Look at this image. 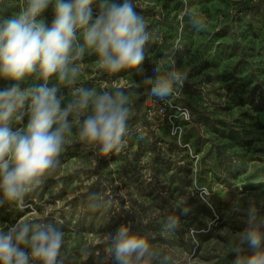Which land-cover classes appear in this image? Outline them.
Listing matches in <instances>:
<instances>
[{
  "label": "rangeland",
  "instance_id": "374dc122",
  "mask_svg": "<svg viewBox=\"0 0 264 264\" xmlns=\"http://www.w3.org/2000/svg\"><path fill=\"white\" fill-rule=\"evenodd\" d=\"M132 2L150 34L139 68L110 72L100 67L95 52L86 50L68 65L77 69L74 78L60 81L53 75L47 81L49 87L58 89L62 107L76 98L78 89L113 95L123 91L129 108L123 147L101 154L98 147L79 139L80 125L91 106L79 116L70 114L71 133L65 135L59 166L31 188L22 206H0V228L7 230L21 219L51 223L64 232L58 257L62 264H116L94 251L102 250L117 228L107 231L104 223L95 221V210L81 205L87 187L96 180L93 170L103 159L107 166L102 173L111 175L121 195L128 191L141 195L143 231L156 241L152 246L162 250L156 264H234L236 247H241L240 255L252 254L239 241L248 209L254 207L264 217V111L239 104V94L246 96L256 83L264 92V0ZM26 6L27 0H0V20L19 14ZM93 9L99 10V0ZM53 19L54 0L37 22L50 26ZM193 19H199L201 26ZM77 42L83 43L79 29ZM170 71L184 77L174 85L176 93L168 100L151 96L145 79L155 80ZM11 83L15 82L0 77V88ZM42 83L37 72L19 85L24 90ZM153 103L154 115L149 116L147 109ZM158 105L166 107V115ZM193 113H205L236 127L247 144L240 146L212 133L192 119ZM26 123L27 117L20 124L14 122L13 130ZM192 191L214 206L219 219L209 221L211 238L202 244L184 223L166 227L167 211L180 208ZM108 194L97 196L101 219L110 205Z\"/></svg>",
  "mask_w": 264,
  "mask_h": 264
},
{
  "label": "clouds",
  "instance_id": "9594fccd",
  "mask_svg": "<svg viewBox=\"0 0 264 264\" xmlns=\"http://www.w3.org/2000/svg\"><path fill=\"white\" fill-rule=\"evenodd\" d=\"M95 2L54 0L50 26L37 22V17L53 0H27L22 12L0 20V77L15 82L0 88V206H22L31 188L59 166L65 135L71 133L70 114L79 116L91 106L80 125L79 139L98 147L101 154L123 147L129 118L123 91L113 95L78 89L76 98L62 107L58 89L47 84L53 75L60 81L74 78L77 69L68 65L86 50L95 52L100 67L110 72L143 64L150 34L132 0H99L98 11L93 9ZM193 22L201 26L199 19ZM78 29L82 30V44L77 42ZM37 72L45 83L22 90L19 82ZM183 79L180 72L170 71L155 80L146 78L145 83L151 85V96L163 100ZM25 117L27 123L13 130V123L20 124ZM175 226L176 220L169 217L166 227ZM262 229L264 217L250 207L239 241L252 254L240 255L242 249L236 247L234 264H264ZM63 243L64 232L55 225L21 219L7 230L0 228V264H62L58 257ZM110 245L116 264H141L150 249L148 240L125 225L116 229Z\"/></svg>",
  "mask_w": 264,
  "mask_h": 264
},
{
  "label": "trees",
  "instance_id": "16d2710c",
  "mask_svg": "<svg viewBox=\"0 0 264 264\" xmlns=\"http://www.w3.org/2000/svg\"><path fill=\"white\" fill-rule=\"evenodd\" d=\"M179 94L181 96V93ZM165 99L168 100V97ZM239 102L240 105H250L255 112L264 111V92L260 84L256 83L246 96L239 94ZM174 105L175 108H180L177 103ZM192 119L196 123L209 128L212 133L227 138L240 146H244L248 142L245 137H242L241 132L236 127L229 126L225 121L212 118L205 113H197V115L193 113ZM106 166L107 161L103 159L96 164L93 170V176L96 180L87 187V192L82 198L81 205L86 210H95V221L104 223L107 231L116 229L121 225H127L132 233L143 236L148 240L150 249L149 254L145 256L141 264H156L155 262L162 259V250L154 248L152 244L156 241L148 237L143 231L144 225L142 223L145 222V219L142 217V207L139 201L141 195L131 191L121 195L119 193L120 186L115 184L111 175L102 173L103 168ZM106 191L109 192L107 198L110 201V205L103 215L104 219H101L97 212L100 204L97 196L101 192L104 193ZM167 214L174 218L176 223H184L192 231L193 238L199 244L211 238V229L208 227L209 221H219V219L216 220L214 206L203 200L196 191H192L187 195L184 204L180 208L169 209ZM110 246V242L106 243L102 245V250L97 247L94 252H102L104 256H107L106 258L115 260L114 252L109 251Z\"/></svg>",
  "mask_w": 264,
  "mask_h": 264
},
{
  "label": "built area",
  "instance_id": "2783aa9c",
  "mask_svg": "<svg viewBox=\"0 0 264 264\" xmlns=\"http://www.w3.org/2000/svg\"><path fill=\"white\" fill-rule=\"evenodd\" d=\"M154 100V102L155 101H158V99H153ZM166 100V99H165ZM159 107H160V109H161V111L164 113V115H166V107H161L160 105H158ZM155 107V104L153 103V104H150L149 105V107H148V109H147V114L149 115V116H152V115H154L153 114V108ZM183 114H185L186 116H188V114H187V112H183Z\"/></svg>",
  "mask_w": 264,
  "mask_h": 264
}]
</instances>
